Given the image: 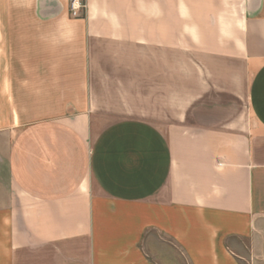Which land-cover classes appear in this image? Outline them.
Returning <instances> with one entry per match:
<instances>
[{
  "label": "crops",
  "instance_id": "1",
  "mask_svg": "<svg viewBox=\"0 0 264 264\" xmlns=\"http://www.w3.org/2000/svg\"><path fill=\"white\" fill-rule=\"evenodd\" d=\"M82 1L0 0V264H264V0Z\"/></svg>",
  "mask_w": 264,
  "mask_h": 264
},
{
  "label": "built area",
  "instance_id": "2",
  "mask_svg": "<svg viewBox=\"0 0 264 264\" xmlns=\"http://www.w3.org/2000/svg\"><path fill=\"white\" fill-rule=\"evenodd\" d=\"M85 8L86 4L82 0H70L69 11L74 18L82 17Z\"/></svg>",
  "mask_w": 264,
  "mask_h": 264
},
{
  "label": "rangeland",
  "instance_id": "3",
  "mask_svg": "<svg viewBox=\"0 0 264 264\" xmlns=\"http://www.w3.org/2000/svg\"><path fill=\"white\" fill-rule=\"evenodd\" d=\"M3 32H4V28L0 25V34L3 33ZM103 101H105V100H103ZM168 246H169V244H168Z\"/></svg>",
  "mask_w": 264,
  "mask_h": 264
}]
</instances>
